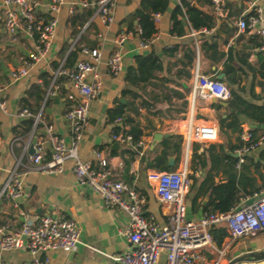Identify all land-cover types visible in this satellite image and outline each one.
<instances>
[{"label":"crops","instance_id":"1","mask_svg":"<svg viewBox=\"0 0 264 264\" xmlns=\"http://www.w3.org/2000/svg\"><path fill=\"white\" fill-rule=\"evenodd\" d=\"M29 1L38 19L47 20L54 16L57 24L46 56L33 63L24 76L12 80L10 71L21 66L28 58L35 46V37L28 35L24 29H19L15 35L7 33L0 8V97L6 105L5 112L0 110V188L12 169L26 171L22 174L24 198L19 202V208L37 215H65L77 222L80 243L76 249L72 252L46 251L48 264H114L111 256L125 251L128 247L123 233L127 226L125 213L105 207L94 191L79 184L71 171V160L63 164L61 172L28 170L31 156L28 154V147L34 136V147L41 144L44 156H49L50 144L45 133L46 125H51L55 134L68 139L69 127L63 114L69 106L68 95L72 91L65 77L62 81L55 77L56 94L40 103L35 113L39 115V121L36 124L33 122L32 129L26 136L14 134L12 131L14 127L20 130L18 125L26 118L18 114L22 109V97L30 85L41 83L44 72L52 74L46 89L48 91L57 69L61 68L71 50L81 49V46L98 48L101 56L97 71L102 86L89 103L88 125L79 142L78 156L87 159L92 157L94 149L101 150L108 161L112 177L121 179L141 193L146 213L164 223L171 207L156 198L146 176L148 172L157 170L149 164L161 150L158 145L160 139L170 135L181 136L178 160L176 161V154L173 153L167 156L166 163L172 157L173 164L169 165L168 170H184L187 176L197 180L185 195V218L198 219L203 214L202 206L208 201V195H203L202 191L195 196L198 183L206 176L207 184L225 181L228 169L226 160H221V156L229 154L237 158L235 149L240 144L239 131L249 127L255 130L254 135L264 136V122H254L244 114L228 109L227 101L224 105L220 100L213 101L202 96H196L192 100L194 67L198 65L200 73L209 77L218 78L222 74L221 80L230 89L223 72L224 61L227 54H230L239 77V81L231 87L238 89L239 94L247 101L264 105V66H261L264 50L260 49L264 45V37L241 32L237 27L238 19L253 12L250 3L255 2L262 9L264 28V0H229L224 13L219 17L213 13L209 0H187L191 6L203 13L213 15L215 21L212 28L203 31V27L194 28L185 15L178 16L182 28L180 34L171 32V12L176 5L181 6L182 10L184 7L181 0H169L167 8L163 12H157V20L152 15L156 32L152 36V42L146 47L140 45L141 27L136 20L130 19L141 0H115L113 19L107 24L95 13V0H87L91 3L89 7L80 6L77 3L80 0H64L56 12L50 11L48 0ZM72 2L76 4L72 5ZM87 11L91 14L83 26L76 33H72L70 18L78 12ZM216 28L218 32L215 31ZM120 36H123L121 41ZM206 42L214 43L215 49L207 48ZM114 51L121 54V70L117 75H110L106 60ZM149 53L158 57L161 67L154 70L147 81L128 85L125 75L128 68L134 66L135 55ZM213 54L214 58H211ZM220 54L223 56L220 57ZM82 57L79 50L76 60ZM53 64H56L55 69ZM124 88L134 91L136 97L129 94L124 96ZM127 101L130 105L126 112L142 131L139 140L141 144L118 143V148H112L116 141L111 137L113 124L106 122V110L117 102L125 104ZM190 108L193 109L196 122L216 127L215 140L191 141L188 144L185 142L180 120L188 114ZM232 112L240 120V125L235 130H230L225 125L232 119ZM116 123L120 125L119 121ZM157 134L159 137L154 139ZM136 146H140V150L133 156L123 154L126 148L133 150ZM192 154L200 158H192ZM235 168L248 177L243 182L251 179L252 184L260 190L264 186V141L257 148L244 153L243 162L236 163ZM251 197L241 199L236 208L246 204L245 201ZM18 213L10 200L0 198V225H14L20 217ZM224 243L229 244L224 257L226 263L242 253L264 250V231L236 239L226 237L222 245ZM202 254V261L213 256L208 251H202ZM3 259L8 264H26L29 255L25 250L19 249L4 252ZM163 263L164 255L161 254L158 264ZM236 264H264V260Z\"/></svg>","mask_w":264,"mask_h":264},{"label":"built area","instance_id":"2","mask_svg":"<svg viewBox=\"0 0 264 264\" xmlns=\"http://www.w3.org/2000/svg\"><path fill=\"white\" fill-rule=\"evenodd\" d=\"M229 0H209L213 13L219 17ZM50 11L56 12L64 0H48ZM82 7H89L90 2L80 0ZM95 13L105 24L113 19L115 0H95ZM76 4L72 2V5ZM253 12L247 17L237 20L238 30L248 32L258 37H264L262 26V9L251 2ZM3 15V26L7 33L15 35L19 29L31 37H35L34 49L23 64L10 71V78L17 80L24 76L29 67L44 58L50 48L57 20L54 16L47 20L38 19L33 5L29 0H0ZM157 20L158 13L153 14ZM207 28H202L205 31ZM123 36L119 37V41ZM142 40L140 45L146 47L152 42ZM264 50V45L260 46ZM82 58L75 61L71 69L58 68L51 87L45 94L44 101L56 94L55 77L63 75L71 93L68 95L69 106L63 117L69 127V135L64 137L53 132L51 125L45 126L46 137L50 144L48 157L44 156L41 144L30 156L28 170L43 172H61L67 160L72 161L71 171L75 180L94 191L105 207L118 209L125 213L127 226L123 233L128 247L125 251L114 254L111 259L114 264H158L161 254L163 264H225L228 243L220 247L214 243L210 229L223 224L228 237L236 239L242 236L254 235L264 231V186L254 192L250 204H244L229 212H204L198 219L185 218V195L188 192L190 180L184 170H152L147 173V180L153 187L156 198L171 207L164 223L158 222L151 214L146 213L144 197L134 187L111 175L108 161L99 149H94L92 157L81 159L78 156V146L83 132L88 125L89 103L102 86V80L97 71L100 60L98 48L81 46ZM107 72L117 75L121 70V54L114 51L106 60ZM54 84V85H53ZM196 96L206 99L226 101L230 97L229 87L215 77L200 73L198 65L194 67L192 100ZM0 110L5 112V101L0 97ZM18 114L29 116L34 124L39 121L38 114H32L23 107ZM117 121H120L118 118ZM180 127L185 142L212 141L217 137L215 126L196 122L193 109L180 120ZM118 143H132V137L122 131L111 134ZM239 146L237 164L243 162V154L257 148L264 141L263 135H254L249 127L242 128L238 133ZM140 145L141 142H136ZM17 167V166H16ZM16 168L12 169L0 188V198L8 199L18 209L19 219L15 224L0 225V264H8L3 259V253L23 249L29 255L26 264H48L46 251L61 250L72 252L80 243V228L77 222L68 216L37 215L25 212L19 208V202L24 198L22 174ZM202 251H208L213 256L202 261Z\"/></svg>","mask_w":264,"mask_h":264},{"label":"trees","instance_id":"3","mask_svg":"<svg viewBox=\"0 0 264 264\" xmlns=\"http://www.w3.org/2000/svg\"><path fill=\"white\" fill-rule=\"evenodd\" d=\"M168 3L169 0H141L139 7L134 11L130 19L136 20L137 24L141 27L142 40L150 39L154 35L156 28L152 15L157 12H163L167 8ZM181 4L184 7V10H182L181 6L176 5L171 12L172 33H182L181 21L178 16L183 15L186 16L194 28H212L215 21L213 15L203 13L197 8L191 6L187 0H181ZM90 14V11L84 13L78 12L70 18L72 33H76L80 30L84 24V21ZM205 44L209 49H215L216 47L214 43L206 42ZM79 50V48L71 50L65 58L61 68L70 69L78 58ZM222 56L223 54H220V57ZM210 57L214 58V54ZM134 60V66L129 67L125 75V80L128 85L133 86L137 85L139 82L147 81L151 77L152 72L161 67L160 61L154 53H149L147 55L137 54L135 55ZM261 66H264V61L262 60ZM52 67L55 69L56 64H53ZM223 72L225 73L226 82L230 86V97L226 100L228 109L236 111L239 114H244L254 122H264V105H258L247 101L239 94L238 89H233L231 87L239 81V77L236 73L237 69L232 63L230 54H227V58L224 61ZM57 77H59L58 81H62L64 79L63 75H59ZM41 79L42 81L40 84L36 83L30 85L28 90L25 92V95L21 99L22 108H27L32 114H35L38 111L40 103L44 100V95L52 79V74L44 72L41 75ZM122 94L124 96L129 94L133 98L136 97V93L129 88H124ZM129 105L130 103H128V101L125 104L117 102L113 106L107 108L106 122L113 124V132H118L121 130L123 133L131 135L132 143L136 144V142H138L142 136V131L134 122V119L126 112V109ZM118 118L120 119V125L116 123ZM32 125L33 119L31 117H26L18 125L20 130L14 127L12 131L14 134H22L26 136L30 133ZM125 125L128 127L125 128ZM225 125L230 130H235L236 127L240 125V120L237 118L236 113L232 112V119ZM254 131L255 130H252V132ZM181 144V136L170 135L161 138L158 143V145L161 147V150L159 154L155 156L150 162L149 166L160 171L168 170L170 166L166 163L167 156L175 153L177 161L181 151ZM211 147L212 145L209 146V148ZM139 150L140 146H136L133 150L126 148L123 151V154L129 155L131 157ZM192 158L199 159L200 157L192 154ZM221 160H226V167L228 169V171H226V180L217 183L209 182L207 184L208 176H206L198 183L197 193L195 196H198L200 191H202L203 195H208V201L202 206L203 213L229 212L236 208L241 199L249 198L254 192L259 190L255 184H252L251 179L249 182L246 180H244V182L242 181L244 178L248 177L245 176L241 170L238 171L235 168L238 160L237 158L232 157L229 154H225L221 156ZM187 178L190 180L188 189L190 190L197 183V180L189 176H187ZM247 185H249V187H247ZM210 233L214 243L218 247H220L224 239L228 237L226 227L223 224L212 226Z\"/></svg>","mask_w":264,"mask_h":264},{"label":"water","instance_id":"4","mask_svg":"<svg viewBox=\"0 0 264 264\" xmlns=\"http://www.w3.org/2000/svg\"><path fill=\"white\" fill-rule=\"evenodd\" d=\"M215 31L218 32V29L216 28ZM223 77V75L221 74L218 79H221ZM213 101H215V99H213ZM222 104H226L225 101H221ZM159 136L154 135V139H157ZM35 141H36V136H34L31 139V143L28 147V154L32 155L35 152ZM119 144L118 142H114L112 144V148H118ZM173 164V158L169 157L168 158V165H172ZM252 201V199H247L245 201L246 204H250ZM259 260H264V250H258V251H250V252H246V253H242L240 255L234 256L231 259H229L225 264H236L239 262H243V261H248V262H253V261H259Z\"/></svg>","mask_w":264,"mask_h":264}]
</instances>
